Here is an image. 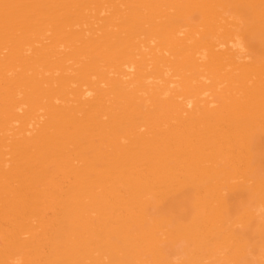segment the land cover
<instances>
[{"label":"bare ground","instance_id":"6f19581e","mask_svg":"<svg viewBox=\"0 0 264 264\" xmlns=\"http://www.w3.org/2000/svg\"><path fill=\"white\" fill-rule=\"evenodd\" d=\"M0 264H264V0H0Z\"/></svg>","mask_w":264,"mask_h":264}]
</instances>
